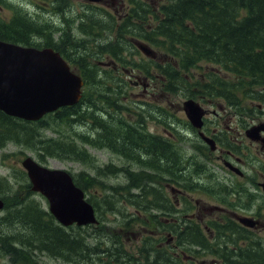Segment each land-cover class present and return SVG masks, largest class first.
Segmentation results:
<instances>
[{
	"label": "trees",
	"instance_id": "trees-1",
	"mask_svg": "<svg viewBox=\"0 0 264 264\" xmlns=\"http://www.w3.org/2000/svg\"><path fill=\"white\" fill-rule=\"evenodd\" d=\"M130 2L131 5L122 15L120 23L114 28L108 26L106 28V38L111 37V42L103 51L120 67L140 70L144 80L153 78L150 65L158 66L156 75L165 80L166 94L176 96L177 92L185 87L189 90V96L184 93L183 98L193 100L209 98L213 97L212 92L216 90V97L228 99L233 104L240 103V94L264 103L263 92L257 93L254 98L252 96L254 89L264 88V0H160L161 3L156 10L155 1L151 6L141 0ZM44 24H47L46 19L33 18L28 7L19 0H0L1 41L40 48L35 34ZM132 38L143 39L156 46L163 53L161 57L163 62L161 64L145 60L135 62L130 59L125 51L133 49ZM70 62L72 63L71 60ZM203 65L214 68H202L203 77H191L189 80L192 82L189 84L183 75L192 74L191 70ZM216 70L223 74L226 72L229 79L220 77ZM87 71L86 68H80L77 72L85 82L81 100L74 106L59 109L53 116H47L37 123H29L10 118L0 111V149L12 145L18 149L33 150L41 162L49 158L63 159L82 162L92 170L81 171L71 176L76 185L88 196L87 201L95 208L98 224L87 225L84 228L75 227L68 232L48 213L40 211L37 201L33 200V204L29 200L32 193L23 170L13 171L6 177L0 176V200L5 204L0 215V255L16 257L22 264H40L38 258L33 256L35 249L45 253L47 257L61 258L74 264L118 262L123 255L126 256L120 242L122 229L115 224L116 220L111 222L103 218V212L116 213L118 200L125 198L128 201L126 194L129 181L161 177V172L154 164L141 167L139 172H132L128 166L97 167L94 164L97 160L89 155L85 146L91 148L102 146V143L106 142L100 141L103 134L110 138L105 144L107 149L123 155L127 160L131 159L129 152L132 144L147 142L149 137L139 132L134 133L135 127L123 117L128 106L121 101L123 95L121 90L124 86L128 87V83L120 74L115 75L111 71L103 73L107 80V88L102 93L97 91L99 86L95 73ZM114 90H117V94H114ZM227 91H230L228 96ZM103 107L106 108L107 123H103L99 116ZM168 121L178 122L175 117L170 116ZM51 123L65 125L70 127V130H58L53 128ZM84 123L88 130L76 132L75 125ZM47 130H52L57 136L55 138L46 136ZM102 130L104 133L100 134ZM129 140H132L130 145ZM152 146L155 145L152 143ZM168 149L170 150V146ZM200 153H203L202 149ZM205 158L203 166L206 167L207 155ZM203 166L201 165L202 170ZM146 170L151 173H146ZM192 170L193 174H197V162L191 167L190 172ZM122 173L126 177L128 187L107 185L100 181L111 177L117 178L116 176ZM98 189L103 191L101 198L93 194L96 190L98 193ZM18 192H21L19 198ZM225 195L226 193H216L214 199L220 205L224 204ZM138 202L141 205L144 200ZM130 221L132 219L126 224L129 228ZM14 223L28 236L4 232ZM126 226L123 225L128 229ZM94 237L101 239L94 244L86 242L87 239H95ZM146 240L149 241V238ZM104 241L111 243L107 244ZM182 243L188 245L187 247L196 245L207 250L216 243L211 247L213 248L211 252L218 256L221 264H264V249L257 252H252L249 248L239 249L237 257H231L219 250L218 248H221L219 243L215 240L209 241L201 230L188 232L185 229ZM236 243L237 241L232 242L234 246ZM150 247L145 251L143 248L140 249L143 258L141 263L138 258L127 255L129 263L180 264L175 262L169 253L155 246V243H150ZM148 256L151 257L150 261ZM102 257H106V260Z\"/></svg>",
	"mask_w": 264,
	"mask_h": 264
},
{
	"label": "flooded vegetation",
	"instance_id": "flooded-vegetation-1",
	"mask_svg": "<svg viewBox=\"0 0 264 264\" xmlns=\"http://www.w3.org/2000/svg\"><path fill=\"white\" fill-rule=\"evenodd\" d=\"M54 3L60 6L52 8ZM117 3L119 0H100L99 4L92 0H77L80 8H75L71 13L67 0H49L47 7L43 8L54 15L59 13L52 9H60V13L64 12L63 9H67V12L71 13L70 18L75 22L74 27L81 30L86 13L88 17H92V20L96 16L103 21L96 12L102 11L104 5L113 7ZM36 6L41 7L38 4ZM90 8H96V12L91 14ZM124 8L125 5L122 9ZM109 10L112 15L119 17L115 7ZM152 48L156 51L153 45ZM156 60L150 61L155 62ZM150 67L152 70H158V66ZM148 83V88L157 90L161 102L158 103L152 99L150 102L140 100L133 104V110H129V114L133 117L130 122L136 129L134 133L139 132L148 136L147 142L150 147H147L148 149L142 154L136 149V145H133L131 165L128 167L132 169V172H139L141 167L150 164H154L155 168H160L159 162L147 159V155H161L165 150L162 167L164 169L159 179L157 177L154 180L146 179L153 186L148 184L142 188L136 180L129 181L131 190L135 192L129 191L128 195L135 198L144 197L141 210L150 207L161 208L164 211L159 221H156L158 217L149 216L147 224L152 233L149 237L157 238L159 233L162 234L161 249L169 253L175 262L181 264L184 260L187 264L206 263L201 261L206 258L204 248L193 246L190 253L184 252L182 239L185 229L208 232L210 240H215L222 249L232 254H237L239 249L249 248L252 252L262 250L264 248V236L262 235L264 232V131H260L255 139H250L247 131L253 126L264 123V103L260 100H252V97L246 95L239 100V104H233L228 99H224L223 103L215 97L204 99L200 102L202 108L206 106L205 104L210 105L211 108L217 106L218 112H208L203 108L205 111L204 124L199 131L189 123L182 106L178 115L169 113L167 98L163 96L164 82H160L159 88L156 82L148 81ZM215 92L216 90L212 95ZM262 92L264 93V88L253 91V98L257 96V93ZM184 93L185 90L181 89V94ZM226 93L227 96L230 95V91ZM168 116L175 117L178 122L168 121ZM151 123L154 124V131L148 130ZM200 133L204 137L211 138L216 144V149L209 151L213 154V158L215 157L214 161L207 158L208 166H203V170L212 171L213 180L208 182L201 176L195 177V174L190 176L188 173L196 161V156L191 152L193 143L201 145L200 149L203 153H199V156L202 160L206 159L204 147L207 149L208 147ZM152 143L155 146H152ZM168 146L173 153L170 157L167 153ZM116 155L125 159L123 155ZM169 160L172 164L175 160H180L176 163V170L168 171ZM145 172L149 173L148 170ZM117 180L119 185L127 181L126 177L121 175ZM216 193H226L224 204L220 205L215 201ZM147 197H152V199L149 200ZM118 201L117 212L120 216H124L126 210L120 208L121 201ZM155 201L156 203L161 201L162 206L155 204ZM216 204L220 207L215 206ZM249 220L253 221L252 227L247 226ZM233 241H237L236 246L232 244ZM211 247L209 249L212 251ZM209 256L213 257L210 263L219 260L218 256L212 252ZM237 261H239L238 258ZM63 262L71 264L68 261ZM0 264H22V262L10 255H0Z\"/></svg>",
	"mask_w": 264,
	"mask_h": 264
},
{
	"label": "rangeland",
	"instance_id": "rangeland-1",
	"mask_svg": "<svg viewBox=\"0 0 264 264\" xmlns=\"http://www.w3.org/2000/svg\"><path fill=\"white\" fill-rule=\"evenodd\" d=\"M105 1H111V0H105ZM127 1L128 0H119V3L115 4V9L119 16L121 14L123 5H126ZM19 2L23 3L24 5L28 7V10L33 18L37 19L39 17V18H43L47 20V24L42 25L40 27V31L37 34H35L36 41L39 47L40 48H46V47L55 48L59 52H63L72 61L73 65H71L70 68L74 72H78V69L80 68H86L88 70L87 72H94L96 76L95 78L97 79L98 86H99V89L97 91L104 93V90L107 88V80L104 77L103 73L107 71L108 69L112 71L115 75L120 74L122 79L127 82H129L130 80H132V83L134 81L138 82V80L141 81L142 79L141 75H139L138 73H134V71H137V70H131L133 72L127 71L126 69L120 67L115 62V60L109 58L106 55V53H104L103 49L108 43L106 41V28H107L106 22L109 19L107 13L104 10L102 11L100 10L96 12V8H91L90 13L94 14L96 12L97 16L102 18L103 21L99 20L96 16H94L93 17L94 20H92V17H88L86 13V18L83 20V23H82L83 29L77 30L74 27L75 22L70 18L71 13L74 12L75 8L77 9L80 8L79 7L80 5L77 4V0H67L71 13L67 12V9H63L64 12L62 13L59 12L60 9H52L55 12L57 10V13H59L57 15H54L50 13L49 11H46L43 8V7H47L49 0H19ZM36 4L40 5L41 7H37ZM58 6H60L58 3H54L52 8H55ZM50 7H51V3H50ZM56 28H60V29H56ZM125 53H127L129 58L134 60L135 62L143 61L144 57L141 56L140 54H136L132 50H129L128 52H125ZM202 68L213 69L214 67L209 66V65H203ZM125 76L127 77L125 78ZM92 85L94 87L93 83ZM121 93L123 94L121 96V101H123L128 106L126 107V113L124 114L123 117L126 120H130V121L133 120V117L131 116V114H129V110H133V104L138 103L140 100L150 102L151 101L150 99L158 103L161 102L160 95L158 94L157 90H153L151 87L150 88L148 87L143 88L141 86L134 87L131 84H128V87L124 86L122 88ZM114 94H117V90H114ZM177 95L175 96V95H170L166 93L163 94V96H165L167 98L166 100L168 101L169 113L173 115H178L180 113L182 101L184 100L183 97L180 96L181 91H178ZM205 105L206 106L203 108L208 110V112H212V111L218 112L217 106H214L211 108L210 105L208 104H205ZM105 115H106V108L103 107V110L101 111V113H99V116L101 117V121L103 123L105 122L107 123L106 121L107 118L105 117ZM116 118L117 117H115V119ZM119 118L121 117L119 116ZM51 126L61 131L70 130V127H67L62 124L51 123ZM87 130H88V127L85 125V123L75 125L76 132H85ZM148 130L150 131L155 130L153 123L149 124ZM99 133L103 134L104 131L102 130ZM45 135L48 137H54V138L57 136L56 133L53 132L52 130H48L45 133ZM105 137L108 139L106 140ZM109 139L110 138L107 135L103 134L100 141L108 142ZM131 141L132 140L128 141L129 145L131 144ZM106 142H103L102 146L95 147V148L85 146L89 155L92 158H95L97 160V162L94 163L97 167L106 166V165H116L119 167L121 166L127 167L131 165L130 160L121 159L116 154L110 152L107 149V146L105 145ZM133 145H136V149H138L139 152L144 154L145 150L148 149L147 147L149 144L144 141L142 143H133L132 149H133ZM200 148H201L200 144L193 143V148L191 152L194 156H196L195 162H197V167H198L197 174H195L194 176L195 177L201 176L204 179H206L208 182V181L213 180V175H212V171L201 169V165L203 166V163H205L206 161L202 160V158L199 156ZM132 149L129 152V156L131 158H132ZM204 149H205L207 158L209 160L214 161L215 157L213 158V154H211L207 148L204 147ZM165 152L166 151L164 150L163 154L161 155L159 154L147 155V159H150L153 161L156 160L157 162H159L161 169L158 168V171H160L161 173H163L162 169H164L162 167L164 165L163 161H164ZM191 152L189 151V153ZM167 153L169 157L173 154L172 151L169 149H167ZM6 154H9V156H7ZM26 156L32 157L35 161H39L36 158L33 150L24 149V148L18 149L12 146H9L6 150H3V149L0 150V176L1 177L8 176V174L13 171L22 170L20 163ZM178 161L180 160H175L173 164L171 163L170 160L168 161L167 168L169 172L176 170L177 168L176 163ZM41 164L50 169L66 170L72 175H77L81 171L92 172V170L88 166L84 165V163L82 162L77 163V162H71V161H64L63 159L49 158V159H46V161ZM207 166H208V163H206V167ZM129 169L132 171L130 167ZM149 173L151 172L149 171ZM188 173L190 176L193 175V170L192 172H188ZM120 175L125 177L123 174H118L116 177L120 178ZM117 178L111 177L110 179H101L100 181H102L104 184H107V185L117 186L119 185ZM141 180L138 179L136 181L139 182V185L142 188H145V186H147L149 183L145 178ZM120 185H127L128 187V182L126 181L124 184L120 183ZM149 185L153 186V184H149ZM129 187H131V184H129ZM129 187H128V192L126 194V196H128V201L125 200V198L120 199L121 201L120 206L126 210V213L124 214V216L116 217L112 215L111 213L103 212L102 217L106 218L107 220H111V222L113 220L117 221L115 224L120 226V228L122 229L121 241H120L122 245V249L126 252L125 253L126 256L127 255L134 256L135 258H138L140 260L139 262L141 263L143 259L140 255V249L143 248L142 240L144 239V237L152 235V233H150L149 231L150 229L147 224L148 223L147 220L150 215L154 216L155 214H161L163 212L157 211L156 208H150V207L141 210V207L138 201H142L144 197L139 196L138 198H135V197L129 196L128 195L129 191L132 193L135 192L131 190V188ZM102 192H103L102 190L98 189V193L96 190L93 192V194L94 196H97V198H101ZM18 193H19L18 195V198H19L21 192H18ZM38 196L39 195L37 194L36 196H30L29 200H33V198H36V200H39L41 202V205L47 209V203L45 202V200L41 199ZM147 198L149 200L152 199V197H147ZM155 204L162 206L161 201L159 203H156L155 201ZM130 219H132V221H130L129 223L130 225V228H129L128 226H126V224H128ZM134 219H137V221H135ZM144 220L146 221L142 222ZM101 224L104 225L103 222H101ZM123 225L128 227V229L124 228ZM4 232L5 233L10 232L11 234L20 233L21 235L28 236V234L26 232H23V229L21 227H17L15 223L12 226L8 227V230ZM146 232H148V234H146ZM262 235L264 236V232H262ZM94 238L95 239L93 240L87 239L86 242H90L94 244V243H97V241H100L101 239L97 237H94ZM44 241L46 242L47 240H44ZM104 242L107 244L111 243L110 241H104ZM101 256H104V255H101ZM126 256L123 255V258L120 259L118 262L112 261V264H130ZM102 258L103 260H106V257H102ZM147 258L149 261L151 260V257L148 256ZM38 259L41 262V264H65L61 260H56V259L49 258L46 256L38 257ZM212 259L213 257L208 255L207 258L201 259V260L205 261L206 264H214V263H210ZM71 264H74V263H71Z\"/></svg>",
	"mask_w": 264,
	"mask_h": 264
},
{
	"label": "water",
	"instance_id": "water-1",
	"mask_svg": "<svg viewBox=\"0 0 264 264\" xmlns=\"http://www.w3.org/2000/svg\"><path fill=\"white\" fill-rule=\"evenodd\" d=\"M137 47L146 56H153L145 45L137 44ZM82 86L81 78L52 49L0 41V111L5 115L37 121L61 107L75 105L81 97ZM183 110L191 125L200 130L204 111L199 104L188 100ZM260 131H264V123L249 129L247 135L255 139ZM204 140L211 150L215 149L211 140ZM21 165L32 185L31 190L47 199L49 212L57 222L65 227L97 223L94 208L67 171L46 168L31 157L24 158ZM247 226H253V222L249 220Z\"/></svg>",
	"mask_w": 264,
	"mask_h": 264
},
{
	"label": "bare ground",
	"instance_id": "bare-ground-1",
	"mask_svg": "<svg viewBox=\"0 0 264 264\" xmlns=\"http://www.w3.org/2000/svg\"><path fill=\"white\" fill-rule=\"evenodd\" d=\"M136 16H137V15H136ZM83 35H84V34H83ZM142 204H143V203H142ZM142 204L140 205V206H141V209H142ZM48 209H49V207H48ZM53 218H54V217H53ZM54 221H55L60 227L64 228V230H66L67 232H68L70 229L75 228V227H78V228L83 227V226H77L76 224H72V225H70V226L65 227V226L61 225L59 222H57L55 218H54ZM104 225H105V224H104ZM110 242H111V241H110Z\"/></svg>",
	"mask_w": 264,
	"mask_h": 264
}]
</instances>
